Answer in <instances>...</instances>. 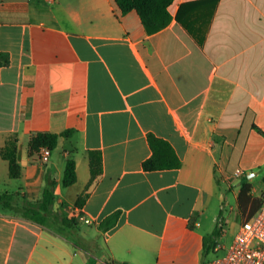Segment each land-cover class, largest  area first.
Here are the masks:
<instances>
[{
	"label": "crops",
	"instance_id": "obj_1",
	"mask_svg": "<svg viewBox=\"0 0 264 264\" xmlns=\"http://www.w3.org/2000/svg\"><path fill=\"white\" fill-rule=\"evenodd\" d=\"M169 11L149 34L114 0H0V167L17 137L15 194L39 201L55 179L52 213L76 221L63 231L0 206V264H184L205 256L199 230L229 204L225 184L241 183L242 214L244 184L264 206V0H174ZM45 131L71 132L48 163L30 151ZM151 134L180 168L145 170ZM92 151L103 158L93 181ZM69 159L77 181L65 187ZM78 230L89 249L67 234Z\"/></svg>",
	"mask_w": 264,
	"mask_h": 264
},
{
	"label": "trees",
	"instance_id": "obj_2",
	"mask_svg": "<svg viewBox=\"0 0 264 264\" xmlns=\"http://www.w3.org/2000/svg\"><path fill=\"white\" fill-rule=\"evenodd\" d=\"M117 7L123 14L131 11H137L140 15L142 22L149 34L157 33L172 22V15L169 7L174 0H114ZM71 135L70 131L64 133L52 132H38L30 141L31 153L40 152L43 148L55 150L59 144L61 137H68ZM149 142L151 144L153 155L145 161L144 168L147 171H157L165 169H175L182 166V160L177 155L173 146L165 139L159 138L153 134L149 135ZM2 157L9 163L10 176L13 179H19L22 176V166L20 163V154L18 146V138L11 137L5 147L1 150ZM90 164L92 181L103 172V158L101 152L92 151L90 153ZM77 181V166L73 159L67 162L63 184L65 187L72 186ZM55 179L47 181V186L43 192V196L39 201H31L23 197L24 202H18V195L11 192L0 193V206L15 210L20 213L24 218L41 225H48L51 222H59L60 229L68 231L75 226L76 221L74 218L58 217L53 215L52 207L55 202ZM252 186L244 184L239 195V205L247 217L255 214L260 208L263 207V200L260 198H252L249 193ZM89 194L83 193L79 196L76 206L83 207ZM118 214L109 217L105 222L100 225L101 230H107L116 225ZM218 230L212 236L204 239L205 256L209 253V243L216 236Z\"/></svg>",
	"mask_w": 264,
	"mask_h": 264
},
{
	"label": "rangeland",
	"instance_id": "obj_3",
	"mask_svg": "<svg viewBox=\"0 0 264 264\" xmlns=\"http://www.w3.org/2000/svg\"><path fill=\"white\" fill-rule=\"evenodd\" d=\"M9 172L10 171L7 163L6 166L4 165V170H2V167H0L1 193H3L5 190L10 191L11 193H15V190H17L16 186L18 185V181L13 179L10 176ZM229 184V186L228 184H225L224 186L227 201L229 204H225V209L219 214L218 219H220L212 223L210 227H208L206 230H199L204 236L208 237L212 236L214 232L218 230L217 235L214 236L211 242L209 243V253L206 256H203L202 251L201 253H195L191 257L189 262H186L184 264H208L216 258L224 257L228 253L232 244L234 243L235 237L240 228L236 226H230V222L233 221L238 223L241 220L244 221L246 219V216L238 210V204L234 196V191L240 187L241 183L239 184L238 182H231ZM259 187L261 188V190L264 189L262 185H259ZM18 202H24L23 197L20 195H18ZM232 206H234L235 210L232 209ZM79 227L84 230L88 228V225L85 222H80ZM67 234H69V236L79 246L80 249H89V246L85 242V237L79 230ZM98 247V253L101 254L103 252L102 241L98 242Z\"/></svg>",
	"mask_w": 264,
	"mask_h": 264
},
{
	"label": "built area",
	"instance_id": "obj_4",
	"mask_svg": "<svg viewBox=\"0 0 264 264\" xmlns=\"http://www.w3.org/2000/svg\"><path fill=\"white\" fill-rule=\"evenodd\" d=\"M51 153V149L43 148L39 158L48 163ZM84 220L93 223L90 219ZM208 264H264V207L243 221L228 253Z\"/></svg>",
	"mask_w": 264,
	"mask_h": 264
}]
</instances>
